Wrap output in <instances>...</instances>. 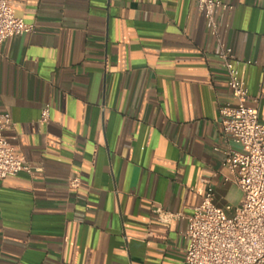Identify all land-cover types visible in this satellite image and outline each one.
<instances>
[{"label": "crops", "instance_id": "crops-1", "mask_svg": "<svg viewBox=\"0 0 264 264\" xmlns=\"http://www.w3.org/2000/svg\"><path fill=\"white\" fill-rule=\"evenodd\" d=\"M223 1L220 38L264 121V0ZM13 8L35 31L1 46L0 112L32 172L0 182V264H184L186 216L207 188L229 216L244 199L220 124L236 99L197 0Z\"/></svg>", "mask_w": 264, "mask_h": 264}, {"label": "built area", "instance_id": "built-area-1", "mask_svg": "<svg viewBox=\"0 0 264 264\" xmlns=\"http://www.w3.org/2000/svg\"><path fill=\"white\" fill-rule=\"evenodd\" d=\"M15 0H0V49L15 35L32 33L35 25L15 14ZM205 14L206 25L218 38L219 57L224 63L227 81L236 102L220 108L223 134L233 144L225 148V166L244 194L234 215L215 203V189L209 186L199 204L186 216L188 245L184 264H264V121L259 109L247 105L249 89L241 75L242 60L219 35L216 10L229 9L223 0H197ZM50 105L42 111V121H48ZM15 125L9 112H0V182L21 172H32L27 158L17 152L6 131ZM226 180H229L226 177ZM80 179L72 180L78 187ZM161 221L170 223L181 214L156 210Z\"/></svg>", "mask_w": 264, "mask_h": 264}]
</instances>
